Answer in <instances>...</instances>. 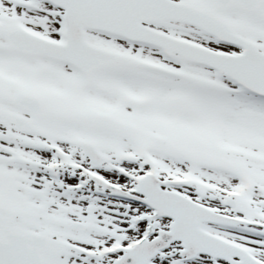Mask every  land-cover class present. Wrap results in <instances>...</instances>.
Instances as JSON below:
<instances>
[{"label": "snow or ice", "instance_id": "snow-or-ice-1", "mask_svg": "<svg viewBox=\"0 0 264 264\" xmlns=\"http://www.w3.org/2000/svg\"><path fill=\"white\" fill-rule=\"evenodd\" d=\"M0 264H264V0H0Z\"/></svg>", "mask_w": 264, "mask_h": 264}]
</instances>
